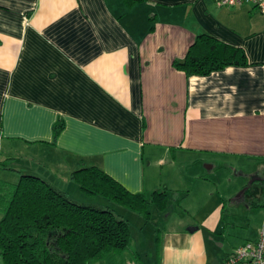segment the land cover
<instances>
[{"label":"crops","instance_id":"obj_1","mask_svg":"<svg viewBox=\"0 0 264 264\" xmlns=\"http://www.w3.org/2000/svg\"><path fill=\"white\" fill-rule=\"evenodd\" d=\"M199 34L241 47L248 64L187 75L173 61ZM5 158L0 180L33 174L81 203L104 201L71 179L83 166L131 192L166 189L169 207L143 218H161L145 264L221 263L264 229V205L240 193L264 185V13L215 0H0ZM123 264L138 263L125 253Z\"/></svg>","mask_w":264,"mask_h":264},{"label":"trees","instance_id":"obj_2","mask_svg":"<svg viewBox=\"0 0 264 264\" xmlns=\"http://www.w3.org/2000/svg\"><path fill=\"white\" fill-rule=\"evenodd\" d=\"M173 64L191 75L208 74L228 65H247L248 60L241 47L199 34L185 58ZM54 128L58 133L62 124ZM0 169H12L8 158L0 159ZM71 179L89 196L114 202L145 220L150 218L149 204L158 211L169 204L166 189L150 195L131 192L96 166L72 171ZM240 193L249 207L264 205L262 182L253 180ZM0 213L3 264H123L125 253L133 262L140 261L129 222L108 204L77 202L36 175L20 174L17 183L0 180Z\"/></svg>","mask_w":264,"mask_h":264},{"label":"built area","instance_id":"obj_3","mask_svg":"<svg viewBox=\"0 0 264 264\" xmlns=\"http://www.w3.org/2000/svg\"><path fill=\"white\" fill-rule=\"evenodd\" d=\"M220 6H241L249 3L264 13V0H215ZM219 264H264V229L262 228L257 239L245 241L234 248Z\"/></svg>","mask_w":264,"mask_h":264},{"label":"rangeland","instance_id":"obj_4","mask_svg":"<svg viewBox=\"0 0 264 264\" xmlns=\"http://www.w3.org/2000/svg\"><path fill=\"white\" fill-rule=\"evenodd\" d=\"M0 170H2V169H0ZM214 175H210L209 177L212 178ZM19 176L18 177L14 176V179L12 181H8V182L17 183L18 180H19ZM99 199H100V197H99ZM168 201H170V200H168ZM99 204H100V206H106V204H108L113 209L115 214H117L118 216H121L124 219H128L129 220L128 222L130 224V227H131V230H132V236H133V242L132 243L138 241L140 246H141V248H142L141 249L142 252L141 253L138 252L139 253V257H140V261H138V264H145L147 258H151L152 259L153 256L150 253V245H149V247L147 245V241H148L147 238H148V235H149V231H150V233H152V229L155 228V227L152 226L149 222H144L142 216H140L138 214H134V213H132L130 211H127V210L124 211V209L122 210V208H119L116 205V203H114V202L103 201L102 203H99ZM169 205L170 204H168V207H169ZM148 209H149V211L153 210V206L151 204H149L148 205ZM182 209H184V207H180V206L178 207L177 204L174 206V210H176V211H181ZM191 215H193V214H191ZM160 219L161 218H159V220H158V224H157L158 227H156L158 229L155 232V235H158V236L160 235L159 233L161 232V229H160L161 220ZM141 225H143V227H144L143 232L140 231V229H139ZM156 242H159V239H157V241H155V245L157 246L158 244ZM145 246H147V248ZM133 247L135 249L134 245H133ZM153 260H154V258L152 259V261ZM95 264H99V262L95 263Z\"/></svg>","mask_w":264,"mask_h":264},{"label":"water","instance_id":"obj_5","mask_svg":"<svg viewBox=\"0 0 264 264\" xmlns=\"http://www.w3.org/2000/svg\"><path fill=\"white\" fill-rule=\"evenodd\" d=\"M214 264H219V261L217 258L214 259Z\"/></svg>","mask_w":264,"mask_h":264}]
</instances>
